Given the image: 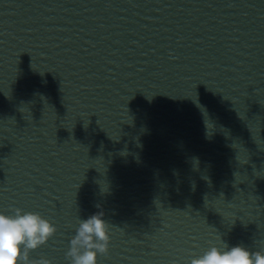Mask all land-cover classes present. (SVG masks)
I'll use <instances>...</instances> for the list:
<instances>
[{"label":"water","instance_id":"water-1","mask_svg":"<svg viewBox=\"0 0 264 264\" xmlns=\"http://www.w3.org/2000/svg\"><path fill=\"white\" fill-rule=\"evenodd\" d=\"M56 231L29 259L264 254V0H0V213Z\"/></svg>","mask_w":264,"mask_h":264},{"label":"clouds","instance_id":"clouds-1","mask_svg":"<svg viewBox=\"0 0 264 264\" xmlns=\"http://www.w3.org/2000/svg\"><path fill=\"white\" fill-rule=\"evenodd\" d=\"M108 227L102 213L80 220L66 253L70 264H97V254L108 252ZM55 231L54 225L36 213L22 214L20 209L14 215L0 213V264H51L48 259L30 260L29 252L48 241ZM190 264H264V254L238 245H224L223 249L212 246Z\"/></svg>","mask_w":264,"mask_h":264}]
</instances>
